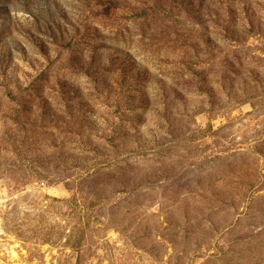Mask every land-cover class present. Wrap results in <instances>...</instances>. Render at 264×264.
<instances>
[{
  "label": "rangeland",
  "instance_id": "374dc122",
  "mask_svg": "<svg viewBox=\"0 0 264 264\" xmlns=\"http://www.w3.org/2000/svg\"><path fill=\"white\" fill-rule=\"evenodd\" d=\"M0 264H264V0H0Z\"/></svg>",
  "mask_w": 264,
  "mask_h": 264
}]
</instances>
